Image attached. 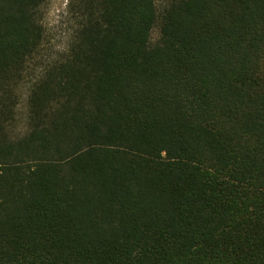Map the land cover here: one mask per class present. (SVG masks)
Segmentation results:
<instances>
[{
  "label": "trees",
  "instance_id": "obj_1",
  "mask_svg": "<svg viewBox=\"0 0 264 264\" xmlns=\"http://www.w3.org/2000/svg\"><path fill=\"white\" fill-rule=\"evenodd\" d=\"M49 3L0 0V264H264V0Z\"/></svg>",
  "mask_w": 264,
  "mask_h": 264
},
{
  "label": "rangeland",
  "instance_id": "obj_2",
  "mask_svg": "<svg viewBox=\"0 0 264 264\" xmlns=\"http://www.w3.org/2000/svg\"><path fill=\"white\" fill-rule=\"evenodd\" d=\"M159 3V6H163L168 0H157ZM68 0H50V3L47 8L46 12V24L49 27V29L52 31V33H55V31L58 30V28L61 25V20L63 18V14L66 10ZM158 34V28H155L153 31V37H156ZM62 36V37H61ZM67 40L66 34H60L58 36V44L60 46H64Z\"/></svg>",
  "mask_w": 264,
  "mask_h": 264
}]
</instances>
